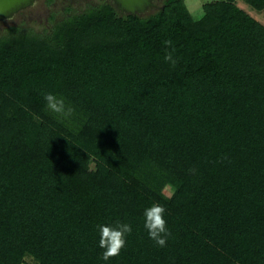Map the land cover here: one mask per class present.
Here are the masks:
<instances>
[{
	"label": "trees",
	"instance_id": "obj_1",
	"mask_svg": "<svg viewBox=\"0 0 264 264\" xmlns=\"http://www.w3.org/2000/svg\"><path fill=\"white\" fill-rule=\"evenodd\" d=\"M161 2L0 33V264H264V23L237 0L199 18ZM117 221L132 231L104 261L98 225Z\"/></svg>",
	"mask_w": 264,
	"mask_h": 264
},
{
	"label": "clouds",
	"instance_id": "obj_2",
	"mask_svg": "<svg viewBox=\"0 0 264 264\" xmlns=\"http://www.w3.org/2000/svg\"><path fill=\"white\" fill-rule=\"evenodd\" d=\"M166 46H171V40H165ZM164 59L175 65L176 61L173 59L172 52H167ZM44 100L46 107L59 117L68 120L74 114V108L66 106L63 97H57L52 93H45ZM191 171H195L194 169ZM165 209L153 203L150 207L144 210V227L148 231L149 238L152 239L158 246H166L167 238L171 235L167 228V222L164 219ZM100 234L99 247L104 251L102 259L108 261L110 258L118 256L122 249L126 246V236L131 234L132 228L130 224L117 221L114 226L101 224L98 225Z\"/></svg>",
	"mask_w": 264,
	"mask_h": 264
},
{
	"label": "rangeland",
	"instance_id": "obj_3",
	"mask_svg": "<svg viewBox=\"0 0 264 264\" xmlns=\"http://www.w3.org/2000/svg\"><path fill=\"white\" fill-rule=\"evenodd\" d=\"M99 0H34L33 4L18 10L10 18L0 22V33L9 25L20 24L23 27H34L38 31L49 29L55 22L66 18L71 12L85 10L91 4L95 5ZM158 5L162 4V0ZM215 0H185L191 13L196 17L204 14V4ZM242 8L246 9L256 19L264 23V9L256 10L246 0H237ZM149 10V9H148ZM55 119L66 123L63 118L54 116ZM174 189L170 186L165 188V193L171 195Z\"/></svg>",
	"mask_w": 264,
	"mask_h": 264
},
{
	"label": "water",
	"instance_id": "obj_4",
	"mask_svg": "<svg viewBox=\"0 0 264 264\" xmlns=\"http://www.w3.org/2000/svg\"><path fill=\"white\" fill-rule=\"evenodd\" d=\"M34 0H0V21L10 18L18 10L33 4ZM122 13H144L154 0H111Z\"/></svg>",
	"mask_w": 264,
	"mask_h": 264
}]
</instances>
